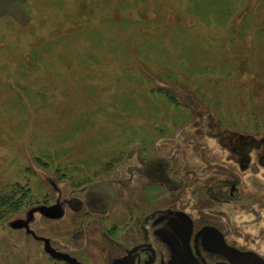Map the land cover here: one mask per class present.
<instances>
[{
    "label": "rangeland",
    "instance_id": "rangeland-1",
    "mask_svg": "<svg viewBox=\"0 0 264 264\" xmlns=\"http://www.w3.org/2000/svg\"><path fill=\"white\" fill-rule=\"evenodd\" d=\"M134 246L264 264V0H0V264Z\"/></svg>",
    "mask_w": 264,
    "mask_h": 264
},
{
    "label": "flooded vegetation",
    "instance_id": "flooded-vegetation-1",
    "mask_svg": "<svg viewBox=\"0 0 264 264\" xmlns=\"http://www.w3.org/2000/svg\"><path fill=\"white\" fill-rule=\"evenodd\" d=\"M148 250H150V249H148ZM146 254H148L150 256H153L154 259L151 260V264H155L156 263V258H157V252L154 251V250L148 251V252H141V251L137 250L136 246H134V247H132V249L129 252V257L133 258L134 260H136V263L143 264L144 263V260H143L144 256L143 255L146 256ZM245 258H248V255H246ZM209 262L207 261L206 263H204V261L201 260L200 264H209ZM196 264H198V263H196Z\"/></svg>",
    "mask_w": 264,
    "mask_h": 264
},
{
    "label": "trees",
    "instance_id": "trees-1",
    "mask_svg": "<svg viewBox=\"0 0 264 264\" xmlns=\"http://www.w3.org/2000/svg\"><path fill=\"white\" fill-rule=\"evenodd\" d=\"M6 202H8V200H6Z\"/></svg>",
    "mask_w": 264,
    "mask_h": 264
}]
</instances>
